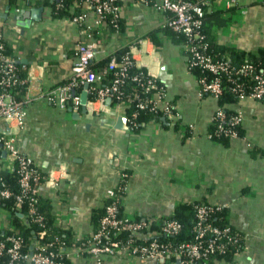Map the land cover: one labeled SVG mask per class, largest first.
<instances>
[{"label":"crops","instance_id":"0c3cea01","mask_svg":"<svg viewBox=\"0 0 264 264\" xmlns=\"http://www.w3.org/2000/svg\"><path fill=\"white\" fill-rule=\"evenodd\" d=\"M209 1L207 12L220 11L218 19L228 18L223 25L211 26L213 41L244 53L264 47V0H235L231 6L229 0ZM34 8H41L37 19L26 18L23 12ZM94 20L95 14L87 12L85 25ZM121 21L122 30L103 29L97 35L101 46L94 63L128 47L136 66L164 87L180 126H192L190 136L183 138L180 126L174 128L176 119L170 125L150 121L137 131L128 125L122 129L117 125L125 118L121 105L95 101L88 102L85 111H71L51 103L41 92L71 76L81 31L69 17H53L48 4L0 0V33L8 53L27 66L22 73L29 102L15 146L42 172L60 165L67 172L56 187L37 188L56 226L70 229L76 238L91 233L93 210L127 169L124 215L160 218L179 203L200 200L224 207L229 223L244 236V245L230 261L214 258L210 264H264V104L249 97L230 104L239 113L243 136L226 144L210 140L207 132L217 99L201 94L188 68L185 45L162 29L164 15L146 3L128 1ZM7 214L0 207V229L8 226ZM69 259L72 264H157L149 258L97 260L74 251Z\"/></svg>","mask_w":264,"mask_h":264},{"label":"built area","instance_id":"2783aa9c","mask_svg":"<svg viewBox=\"0 0 264 264\" xmlns=\"http://www.w3.org/2000/svg\"><path fill=\"white\" fill-rule=\"evenodd\" d=\"M55 1L61 2V0ZM128 1L148 4L164 15L165 26L188 38L185 44L188 68L191 70L198 67L206 71L208 75H213L212 77L195 75L201 94L205 91L215 98L221 94L223 85L220 73L228 76L232 74L234 77L252 75L253 86L249 92L241 93L240 99L249 97L264 104V64L257 66V64L247 63L236 66L230 64L228 59L214 58L207 52L208 44L204 41L200 27L203 15L210 5L209 0H80L78 4H70L68 7L72 16L69 18L81 31L82 38L75 46L76 56L69 81L58 84L46 92H41V94L46 93L51 103L62 110H67L68 103H70L71 111L79 110L81 93L86 92L88 97V92L95 90L110 70L119 68L111 84L97 91L95 99L87 100L85 109H87L88 102L92 104L98 101L111 104V97L117 93L119 86L123 83L126 66L130 61L118 62L112 56L101 70L95 71L91 65L101 46L97 35L101 34V30L107 29L106 18L109 17L112 22L121 20L122 11ZM234 2L235 0H229L227 5L231 6ZM87 12L95 14L93 25L84 23ZM129 53L132 57L130 51ZM26 67V64L8 53L0 33V147L4 154L0 158V170L11 172L17 168L22 189V192L16 195L0 178V199L14 198L16 206H20L24 195H33L40 185L53 188L58 185L59 179L67 176L65 168L61 165L58 170L43 173L31 158L21 154L15 146V136L23 126L25 119L24 105L29 102L26 96L27 85L25 92L18 97L20 88L26 84V79L22 76V71ZM147 74L151 78L147 82L146 89L154 88L155 91L152 96L141 100L138 107L161 110L166 118L174 121L177 113H174L173 105L167 100L164 87L155 86L153 79L156 78L148 72ZM81 83L84 85L87 83L88 86H84L78 93H75L74 88ZM241 86L239 83L235 85L237 89ZM111 105H121L126 110L128 104L122 101ZM217 114L220 119L223 118L222 112L218 111ZM237 114L236 120L240 121L239 113ZM125 119L127 122L126 116ZM185 127L193 133L192 126H180L181 136H184ZM119 176L120 179L116 186L123 180L125 174L121 171ZM112 190L107 197L113 196ZM117 201L118 199H115L106 206L105 213L95 230L78 238L73 236L74 241L69 246L65 242L54 246L52 243L45 244L35 241L28 253H21L19 238L11 235L0 237V264H65L63 258L69 259L71 251L97 260L106 256L124 259L149 258L157 264H210L215 253L222 254L225 251L226 241L233 243L237 240L229 235L228 227L213 226L208 220L209 208L200 205L196 208V219L192 226L194 240L179 244L161 241L156 236L159 234L174 236L181 232V224L173 218L159 220L160 218L121 215L118 212ZM30 203L27 218L35 222L40 221V217L35 215L32 197H30ZM153 226H158L159 230L153 231ZM42 234L43 232L40 233Z\"/></svg>","mask_w":264,"mask_h":264},{"label":"trees","instance_id":"16d2710c","mask_svg":"<svg viewBox=\"0 0 264 264\" xmlns=\"http://www.w3.org/2000/svg\"><path fill=\"white\" fill-rule=\"evenodd\" d=\"M15 1V0H11ZM29 2L30 0H25ZM42 3L48 4L51 8V15L53 17H71L72 13L69 11V5L72 3L78 4L80 0H61V2L52 1V0H36ZM78 9V8H77ZM220 11L214 12H205L203 15V22L200 27V32L204 35V41L208 44L207 52L214 58H225L228 59L230 64L240 66L242 64H253V65H263L264 64V47L253 52H241L233 46L218 44L212 40L210 36V29L213 24L223 25L228 21V18L223 16L219 17ZM107 23L106 27L109 31H120L122 30V21L117 22L110 21V18H106ZM162 29L170 32L172 39L176 43L186 44L188 38L179 32L172 30L171 28L163 25ZM115 57L118 62H124L129 60L130 63H127L126 66V75L123 79V83L119 86L116 94L111 97V104L115 102H127V107L125 110V116L129 128L133 131L139 130L142 126L146 125L150 121H156L162 125H170V120L165 117L161 110L144 108L140 109L138 103L145 98L152 96L155 89L149 88L146 89L147 82L150 80V76L147 74V71L135 65L132 57L129 53L128 47H119L111 55L105 57L104 59L92 63L91 67L95 70H101L104 68L111 57ZM119 68L110 70L101 80L100 84L95 88V90L88 92V99L93 100L97 95V91L109 86L118 72ZM24 71V70H23ZM191 71L198 77L206 76L212 77L213 75H208L206 71L200 68H192ZM22 76L24 77L23 73ZM222 80V92L219 94L217 99V109L212 115V118L209 122L207 135L210 140L226 144L228 141L234 137L243 136V129L241 122L236 120L237 111L230 107V104L237 103L240 100V94L249 92L253 86L252 75L234 77L227 74H219ZM136 77V79H134ZM62 81L59 84H64L68 82ZM234 81V82H233ZM155 86L161 85L158 79H153ZM239 83L241 86L240 89H237L235 85ZM26 84L20 88L18 97L25 92ZM84 87V83L79 84L74 88V92L78 93ZM202 94L209 95L205 91ZM173 105V104H171ZM68 108H70V103H68ZM80 109V108H79ZM174 113L176 111L173 108ZM220 111L223 114V118L220 119L217 112ZM165 118V119H164ZM164 119L165 121H163ZM174 128L180 126L179 120L176 119L173 123ZM185 127L184 136H190L191 131L186 130ZM234 135V136H233ZM24 155V154H23ZM3 156V150L0 147V158ZM125 176L123 180L112 190V197H106L100 207L95 208L92 212V222L94 224V229L97 228V225L101 217L105 213L106 206L111 204L115 199L117 201L118 212L121 215L122 213V202L125 196V188L130 171L125 169L122 171ZM44 173V172H43ZM0 178L5 181V183L10 187L14 194L18 195L22 192V189L19 184V177L17 174V168L13 171L8 172L6 170H0ZM30 197H32V206L35 210V215L40 217V221H31L27 218V213L30 208ZM200 205H204L209 208L208 220L209 222L218 228H229V235L233 238L235 237L236 242L226 241L225 251L220 253H215L211 258V261L214 258L224 259L230 261L233 255L243 249L244 245V236L241 232L237 231L228 220L227 209L218 205L209 204L206 201L200 200L195 202H184L179 203L175 206L173 212L164 217H160L159 220L163 218H173L178 221L182 230L180 233L174 236H165L159 234L156 236L161 241H170L173 244H179L184 241L194 240V234L192 232V226L195 222L196 208ZM0 207L4 208L8 214V226L0 229V237L3 238L7 235L15 236L21 240V253H28L32 246L33 242L39 241L45 244L52 243V245L57 246L58 244L65 242L67 246L71 245L74 241L73 236L71 235L70 229H62L55 224V216L50 210V205L48 201L42 197L38 191L29 196L24 195L21 199L20 206H16V201L14 198L9 199H0ZM140 218L139 216H137ZM153 231H158V226L152 227ZM43 232L42 235L40 233ZM210 236V234L208 235ZM210 261V262H211ZM65 264H72L68 258H63Z\"/></svg>","mask_w":264,"mask_h":264},{"label":"water","instance_id":"95a60500","mask_svg":"<svg viewBox=\"0 0 264 264\" xmlns=\"http://www.w3.org/2000/svg\"><path fill=\"white\" fill-rule=\"evenodd\" d=\"M40 12H41V8H39V9L38 8L37 9L34 8V9L29 10V11H25L23 13H24L26 18L30 16L31 18H36L37 19V17L40 14ZM84 86L87 87L88 84L85 83ZM87 100H88L87 93L86 92H82L81 93V98H80L82 111H85V105L87 103ZM75 115L78 117V114H75ZM117 125H118V127L122 128V129H128V126H127V123H126V119L124 117H120L118 119V124Z\"/></svg>","mask_w":264,"mask_h":264}]
</instances>
